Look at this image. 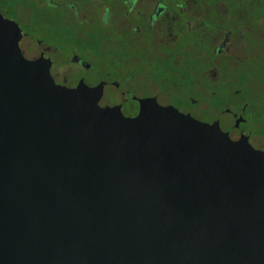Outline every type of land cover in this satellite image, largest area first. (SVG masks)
I'll return each instance as SVG.
<instances>
[{"label":"water","instance_id":"95a60500","mask_svg":"<svg viewBox=\"0 0 264 264\" xmlns=\"http://www.w3.org/2000/svg\"><path fill=\"white\" fill-rule=\"evenodd\" d=\"M0 12V264H264V151L102 85H57Z\"/></svg>","mask_w":264,"mask_h":264},{"label":"flooded vegetation","instance_id":"af4514ba","mask_svg":"<svg viewBox=\"0 0 264 264\" xmlns=\"http://www.w3.org/2000/svg\"><path fill=\"white\" fill-rule=\"evenodd\" d=\"M32 1L48 16L33 35L21 10L0 12L57 85H102L100 106L126 117L155 99L264 151V0Z\"/></svg>","mask_w":264,"mask_h":264},{"label":"trees","instance_id":"16d2710c","mask_svg":"<svg viewBox=\"0 0 264 264\" xmlns=\"http://www.w3.org/2000/svg\"><path fill=\"white\" fill-rule=\"evenodd\" d=\"M0 8L11 11L14 18H16V12L21 10L25 19V26L31 35L34 33L32 27L40 23L45 24L48 18L47 14L40 10L37 3L32 0H0Z\"/></svg>","mask_w":264,"mask_h":264},{"label":"rangeland","instance_id":"374dc122","mask_svg":"<svg viewBox=\"0 0 264 264\" xmlns=\"http://www.w3.org/2000/svg\"><path fill=\"white\" fill-rule=\"evenodd\" d=\"M57 3H64V1L66 0H55ZM30 45H33V42L30 38H26L22 41V49L25 53V55L28 57V58H31L32 56L35 55V50H36V46L33 45L31 50H29V46Z\"/></svg>","mask_w":264,"mask_h":264}]
</instances>
